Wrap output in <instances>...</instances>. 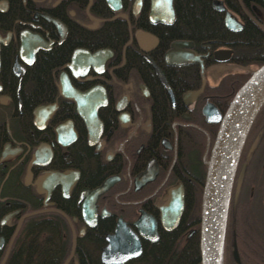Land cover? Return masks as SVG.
<instances>
[{"label": "flooded vegetation", "instance_id": "af4514ba", "mask_svg": "<svg viewBox=\"0 0 264 264\" xmlns=\"http://www.w3.org/2000/svg\"><path fill=\"white\" fill-rule=\"evenodd\" d=\"M201 1L223 36H175V0H0V250L23 227L51 243L12 264H163L168 247L193 262L194 244L199 262L211 147L264 62V0ZM233 242L240 264H264V102L233 174Z\"/></svg>", "mask_w": 264, "mask_h": 264}, {"label": "water", "instance_id": "95a60500", "mask_svg": "<svg viewBox=\"0 0 264 264\" xmlns=\"http://www.w3.org/2000/svg\"><path fill=\"white\" fill-rule=\"evenodd\" d=\"M231 23V16L226 12L224 25L231 30L239 29V26ZM263 102L264 62L251 72L229 102L211 147L200 204V264H221L226 212L235 166L245 135ZM239 179L240 176L236 187ZM8 249L9 246L1 262L5 261ZM106 253L105 247L101 252L103 262H106ZM231 257L234 264H240L234 242Z\"/></svg>", "mask_w": 264, "mask_h": 264}, {"label": "trees", "instance_id": "16d2710c", "mask_svg": "<svg viewBox=\"0 0 264 264\" xmlns=\"http://www.w3.org/2000/svg\"><path fill=\"white\" fill-rule=\"evenodd\" d=\"M192 4V6H191ZM176 19L173 23L175 27V36L186 35L191 26L195 31L196 36L203 32H208L210 37L223 36V27L220 20L216 16V12L212 10L209 5H205L201 0H175ZM191 10V11H190ZM192 13L190 16L189 13ZM192 18V19H191ZM245 77L241 82L245 81ZM26 227V225H25ZM23 235L19 246L12 247L6 257L4 264H12L14 262H42L47 258L46 244H51L47 239L48 236L43 234L29 235L25 228H22ZM57 242L61 245L67 244V236L63 238L61 235L57 236ZM55 240V241H56ZM53 241V242H55ZM52 242V243H53ZM28 245H35L31 248ZM171 247L163 248L161 251L163 264H199L197 246L194 244L192 250L193 262H182L181 257L185 258L184 253L169 255ZM68 252V248L59 250L60 259ZM4 250H0V261L2 260ZM178 255V256H177ZM180 256V257H179ZM177 257V258H176ZM174 262V263H173ZM262 264V262H259ZM221 264H234L232 257L229 254V247L225 243L222 252ZM243 264H251V262H243Z\"/></svg>", "mask_w": 264, "mask_h": 264}, {"label": "rangeland", "instance_id": "374dc122", "mask_svg": "<svg viewBox=\"0 0 264 264\" xmlns=\"http://www.w3.org/2000/svg\"><path fill=\"white\" fill-rule=\"evenodd\" d=\"M253 224H254V220H252V218H251L249 221H247V223H246V225H247L249 228L252 227ZM233 231H234V228H233ZM229 254H230V250H229Z\"/></svg>", "mask_w": 264, "mask_h": 264}, {"label": "bare ground", "instance_id": "6f19581e", "mask_svg": "<svg viewBox=\"0 0 264 264\" xmlns=\"http://www.w3.org/2000/svg\"><path fill=\"white\" fill-rule=\"evenodd\" d=\"M176 255L174 254V257H175ZM178 256V255H177ZM180 257V256H179ZM177 258V257H176ZM6 261V260H5Z\"/></svg>", "mask_w": 264, "mask_h": 264}]
</instances>
